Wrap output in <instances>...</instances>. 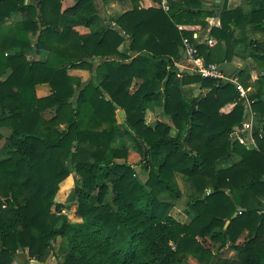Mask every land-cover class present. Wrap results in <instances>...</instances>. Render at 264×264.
Returning <instances> with one entry per match:
<instances>
[{"label": "trees", "instance_id": "obj_1", "mask_svg": "<svg viewBox=\"0 0 264 264\" xmlns=\"http://www.w3.org/2000/svg\"><path fill=\"white\" fill-rule=\"evenodd\" d=\"M97 1L0 0V142L9 143L0 157V264L21 249L43 264L59 239L68 247L58 264H264V43L249 36L264 33V0L232 10L227 0H177L169 12L159 0H130L114 25L101 24ZM211 18L220 19L213 43L198 45L207 64L231 62L242 42L262 65L255 83L247 69L236 77L255 88L252 148L238 137L232 148L248 110L236 86L179 67L196 33L184 27L207 29ZM39 85L51 94L39 98ZM193 85L208 92L189 97ZM122 134L136 143L137 166L114 146ZM176 174L191 189L186 222L165 198L181 197ZM70 176L81 223L56 200ZM227 248L235 259L220 258Z\"/></svg>", "mask_w": 264, "mask_h": 264}, {"label": "rangeland", "instance_id": "obj_2", "mask_svg": "<svg viewBox=\"0 0 264 264\" xmlns=\"http://www.w3.org/2000/svg\"><path fill=\"white\" fill-rule=\"evenodd\" d=\"M207 7H212V6H207ZM208 22L210 23V21ZM207 29H203V30H207ZM44 58H45V53L43 52L42 55L39 57V59H44ZM181 64L184 66H187V62L184 59H182L179 65ZM181 66L180 68L183 72L194 74L190 70H187L183 66L182 67ZM199 87H200L199 85L185 87L187 95L189 97H198L202 95L203 93H200V90L202 91V89ZM122 116H123V111L119 110L117 114V118H118L117 121H119V123H122ZM47 117H49L48 114H47ZM63 128L64 127H62V129ZM122 131L124 132L123 128H122ZM3 134L9 135L6 130L3 131ZM8 144L9 143L5 140L0 142V157L5 156L9 148ZM114 146L117 148H126L129 150V156L127 159L129 163L137 166V164L141 161V156L137 151L136 143L130 136L126 134H122V136L116 137ZM236 160H238V158L234 159V161ZM228 163L232 164L233 160H231V162H228ZM136 170H137L138 178L142 182H144L147 177L145 176V174L141 172L139 167H136ZM175 182H177L178 187L181 190V193H182L181 197L178 200L170 199V197L168 196H165V198L166 200H168L170 203L174 205V209L171 212L173 216L181 222H186L188 221V218L185 212L188 211V204H189V197L191 194V189H190V186L184 180L183 175L181 174H176ZM74 183H75V180L73 176H70L67 180L61 183L60 191L56 197V200H57V203L64 205L65 210L62 212V214L67 216L68 221L70 223H81L82 219L77 215V197L75 195V184ZM244 240H245V236L241 238L240 243H243ZM206 244L212 249L216 248V246H214V244L210 243L209 241ZM66 245H67L66 242L61 243V240L59 239L55 245L56 247L55 250H52L50 257L43 264H58L61 261V258L64 253L60 248L62 247L63 249L67 250L68 246ZM219 255L224 256V257H234L235 253L230 250H224ZM13 264H40V263L37 260L29 257L27 250L21 249L17 252ZM187 264H199V263L195 259L191 258Z\"/></svg>", "mask_w": 264, "mask_h": 264}, {"label": "crops", "instance_id": "obj_3", "mask_svg": "<svg viewBox=\"0 0 264 264\" xmlns=\"http://www.w3.org/2000/svg\"><path fill=\"white\" fill-rule=\"evenodd\" d=\"M66 2L64 3V7H65ZM224 2H226V0H208L206 6L214 7L215 5H221ZM227 4H228V8L232 10L239 6H246L247 0H227ZM97 5L99 6V9H100L101 24H110L111 21H115L120 16H122L124 13L130 11L133 8V5L130 0H106L105 2L104 0H99L97 1ZM208 21H210V23H209L207 30L201 29L200 26L184 27V28L195 30L196 31L195 35L197 34L199 36V39L203 41L209 37L208 35L210 32V29L214 26H219L220 24L219 18H211ZM111 24L114 25V23H111ZM240 33L241 31L237 29V32H236L237 38H241ZM249 36H250V40H258L260 43H264V33L262 32L250 31ZM235 51H236V55L234 56L232 61L219 65L220 69L228 77H237V74L239 71H241L242 69L244 70L247 69L250 72L252 83H255L259 75L262 73V65L251 57L252 55L251 49L246 44L242 42H238L237 46L235 47ZM181 65H179V67ZM74 74L82 77L85 73L75 72ZM249 89H250V94H252L255 91L254 87L249 88ZM207 92H208L207 90H202V91L200 90V93H203V94H206ZM50 94H51V88L48 85H39L37 87V95L39 98L47 97ZM251 111L246 114L245 122H252L254 124V119H255L254 113H251ZM155 113H156V116L160 115L162 113V109L156 108ZM48 116H50V114H48ZM242 134H246V133H241V132L240 134L236 133V137L239 138L240 136H242ZM247 147L252 148L254 146L248 144ZM234 159L235 158L232 159L233 162H236L237 160L234 161ZM229 162H231V160ZM227 164H231V163H227ZM225 250H230V249L227 248ZM232 252L235 253L234 257H224L220 255V258L235 259L237 257V253L235 251H232Z\"/></svg>", "mask_w": 264, "mask_h": 264}, {"label": "built area", "instance_id": "obj_4", "mask_svg": "<svg viewBox=\"0 0 264 264\" xmlns=\"http://www.w3.org/2000/svg\"><path fill=\"white\" fill-rule=\"evenodd\" d=\"M177 0H159L161 8L165 12L170 11L171 2ZM207 43L208 45L213 43L211 38H206L205 40L199 39V36L196 34L194 35V42L190 41L189 39L184 40V54L183 59L187 62V66H183L185 69L190 70L194 74L201 76L202 78H210L218 81L227 80L232 82L239 93L241 99L245 100L248 106V110L246 114L251 111V106L254 103V100L250 99V89L244 88L238 81L236 77H228L224 74V72L220 69V66L217 64H207L203 57L200 56L198 45ZM251 113H253L251 111ZM252 122H244L243 129L241 133L249 134V140L246 141L245 138L242 136L239 137V141L241 144L247 147L248 144L252 146H256L255 141L252 138Z\"/></svg>", "mask_w": 264, "mask_h": 264}, {"label": "water", "instance_id": "obj_5", "mask_svg": "<svg viewBox=\"0 0 264 264\" xmlns=\"http://www.w3.org/2000/svg\"><path fill=\"white\" fill-rule=\"evenodd\" d=\"M183 54H184V51H183V49L180 51V56H183ZM245 116H246V114H245ZM232 137H233V142H232V148L234 147V144L236 143V133H234L233 135H232ZM242 211V209L241 208H238L237 209V212L234 214V216H233V218L232 219H234V218H236L237 216H238V214L240 213ZM230 224V221H228L227 222V225H229Z\"/></svg>", "mask_w": 264, "mask_h": 264}]
</instances>
